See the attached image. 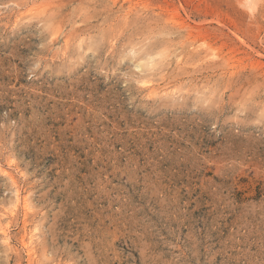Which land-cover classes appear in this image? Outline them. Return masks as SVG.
Here are the masks:
<instances>
[{"label": "rangeland", "instance_id": "obj_1", "mask_svg": "<svg viewBox=\"0 0 264 264\" xmlns=\"http://www.w3.org/2000/svg\"><path fill=\"white\" fill-rule=\"evenodd\" d=\"M0 163V264H264V0H0Z\"/></svg>", "mask_w": 264, "mask_h": 264}, {"label": "bare ground", "instance_id": "obj_2", "mask_svg": "<svg viewBox=\"0 0 264 264\" xmlns=\"http://www.w3.org/2000/svg\"><path fill=\"white\" fill-rule=\"evenodd\" d=\"M191 36V35H190ZM154 87V86H153ZM165 87V86H164ZM163 87V88H164ZM156 92V91H155ZM167 93H169V92H167ZM3 165V164H2ZM2 165H1V163H0V171H4V172H6L9 176H10V178H11V180H12V182L14 183V187H15V191H16V195H15V202H16V206H19L20 204H23L24 205V207L26 208V209H28L29 207L27 206L28 204H27V198L25 199L24 197H23V195H22V193H21V189H20V187L18 186V184H17V181H16V179H15V176L12 174V172H10V171H8V170H6L5 168H3L2 167ZM12 183V184H13ZM27 213V212H26ZM28 214V213H27ZM7 216V215H6ZM25 228H26V226H25ZM0 229H1V232H2V234L4 235L3 237H4V239H7V240H9V232H8V228L5 226V225H3V224H1V226H0ZM24 237V236H23ZM26 237L27 236H25L24 237V243L26 244V246L28 247V245H29V243H30V241L32 240L31 238H32V235L30 236V238L29 239H31V240H26ZM11 239V238H10ZM33 241V240H32ZM35 242V241H34ZM32 243V242H31ZM34 245V244H33ZM11 247V246H10ZM32 247V246H31ZM34 249V248H33ZM37 249V248H36ZM30 250V249H29ZM31 252V251H30ZM33 263V262H32Z\"/></svg>", "mask_w": 264, "mask_h": 264}]
</instances>
